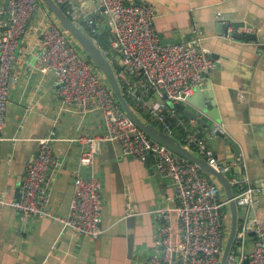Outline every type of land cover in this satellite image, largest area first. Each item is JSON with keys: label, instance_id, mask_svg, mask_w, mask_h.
Listing matches in <instances>:
<instances>
[{"label": "crops", "instance_id": "1", "mask_svg": "<svg viewBox=\"0 0 264 264\" xmlns=\"http://www.w3.org/2000/svg\"><path fill=\"white\" fill-rule=\"evenodd\" d=\"M128 1H146L154 6V28L163 44L187 40L195 34L204 37L202 44L209 49V56L213 54L210 58L215 66L204 74L202 86L197 88L199 93L195 90L190 95L193 103L185 104L202 122L178 114L190 120L196 139L212 151L218 163H227L230 170L226 175L230 180H246L235 186V192L252 186L254 193H259L256 217L263 220L264 0ZM4 2L0 0V5ZM99 6L97 0H73V8L78 12L97 8L96 17L104 32L109 31V18ZM47 13L41 9L27 24L13 65L18 80L10 90L0 139V264H178L177 256L169 263L161 259L159 211L169 209L176 228L177 201L170 180L158 173L152 157L142 163L133 155L121 156L117 141H103L94 145L92 166L79 167L82 145L77 137L101 135L106 127L99 113L83 114L74 106L66 107L54 73L38 64L39 38L50 16ZM237 21L250 24L249 33L256 34L257 39L234 38L232 32L238 30L233 27L224 35L228 23ZM6 22V15H0V32ZM76 22L87 32L81 17ZM204 98L207 112L196 106ZM213 124L224 139L213 136L214 131L209 129ZM51 132L57 137L53 150L60 160L50 179L48 209L53 217H21L8 204L20 197L39 138ZM179 135L177 130L173 136ZM225 139L231 144H225ZM232 144L240 150L237 162L232 161ZM78 174L94 175L101 181L104 231L95 239L74 234L57 219L69 213L73 180ZM221 196L224 197L222 189ZM225 215L227 236L230 218L228 213ZM254 244L255 239L246 237L243 248L238 249L240 261ZM233 248H237L236 243ZM155 259H159L158 263Z\"/></svg>", "mask_w": 264, "mask_h": 264}, {"label": "built area", "instance_id": "2", "mask_svg": "<svg viewBox=\"0 0 264 264\" xmlns=\"http://www.w3.org/2000/svg\"><path fill=\"white\" fill-rule=\"evenodd\" d=\"M55 2L72 20L81 17L87 33L96 41L103 34V25L96 17L97 8L78 12L73 8V0ZM101 6L108 15L112 31L111 38L102 49L133 109L143 112L148 122L167 134L176 135L180 130L178 139L184 146L195 149L210 165L226 174L230 168L219 165L212 151L196 139L190 120L167 104L168 101L188 104V97L202 86L203 71L214 68L209 49L202 44L204 37L195 34L187 40L163 44L154 28L155 9L151 3L101 0ZM41 9L45 13L48 11L42 0H5L0 5V15L7 17L0 32V139L10 90L18 80L13 71L18 41L26 34L29 21ZM48 15V22L39 38L38 64L54 73L55 84L66 107L74 106L83 114L95 111L106 127L101 135L77 137L82 145L79 167L92 166L96 154L94 145L103 141H117L121 156L133 155L142 163L152 157L158 173L170 180L177 201L174 209L176 228L171 211L166 208L159 211L161 259L169 263L176 255L178 264H219L226 238L227 205L221 196L220 185L196 164L149 138L121 109L102 75L69 34L60 28L51 13ZM237 30L248 34L251 28ZM56 140L54 132L39 138L37 153L23 178L21 195L8 204L21 217H53L48 205L51 200L50 179L60 165L53 150ZM244 181L231 180L234 186ZM101 188L100 179L94 175L75 176L69 213L65 218L56 217L64 228L89 239L103 234ZM254 192L252 186L236 191L234 199L237 206L251 204ZM247 220L248 213H244L235 237L237 251L243 248L249 235ZM254 236L255 244L248 253L247 264H264V219L256 220ZM234 258L230 255L226 264H235ZM158 261L155 259L156 263Z\"/></svg>", "mask_w": 264, "mask_h": 264}, {"label": "water", "instance_id": "3", "mask_svg": "<svg viewBox=\"0 0 264 264\" xmlns=\"http://www.w3.org/2000/svg\"><path fill=\"white\" fill-rule=\"evenodd\" d=\"M43 5L47 8V10L51 13V16L56 20L61 29L66 31L72 40L78 45L80 50L85 54L91 64L96 67L98 72L102 75V78L105 84L108 86L109 90L113 94L114 98L120 105L121 109L126 113V115L151 139L163 144L173 152H175L180 157L196 164L200 169L204 172L212 176L217 183L220 185L224 198L227 201L226 209L228 210V216L230 218V223L228 227L227 236L225 239V244L223 246V251L220 257L219 264H226L227 259L230 255H234L235 264H247L248 262V254L244 257L242 261H240L239 252L233 248L235 244V237L238 231L240 224L242 223V216L244 213H248L247 220V229L249 230V237L255 239L254 236V228L257 220L256 212L259 207V193H254V204L251 208L247 209L246 206L238 207L235 202V186L232 184L231 180L227 177L226 174L221 173L219 169L210 165L206 159L200 156V154L190 148H187L183 145V143L173 135L167 134L160 129H158L153 123L143 120L138 113L133 109L131 103L126 98L123 93L122 87L116 77L114 67L109 61V59L104 54L102 47L98 44V41L90 36L84 28L72 20L71 17L64 11V9L58 5L55 0H42ZM101 4V0H97V5ZM99 9L104 13V8L99 6ZM105 17L107 13L105 12ZM109 31H111V25L107 23ZM229 27H233L238 29L240 27L251 28L250 24H245L241 21L230 22L228 26L224 29V35L228 34ZM232 36L237 39H246L250 41H255L257 39V35L254 33L245 34L239 31H233ZM213 55V54H212ZM210 55V57H213ZM209 71H203V75L208 73ZM196 92L199 93V89H196ZM205 99L201 101L198 105H196L199 110L203 112L208 111V103L205 102ZM188 102L193 103V97H188ZM167 104L173 108L180 109L183 114L188 119H196L199 122H202L198 115H196L193 111H191L185 104L183 103H173L168 101ZM209 129L214 131L213 136L221 137L224 139V134L216 129V125H210ZM224 143L231 144L229 140L225 139ZM232 148L234 149V159L233 162H237L240 160V150L239 148L232 144ZM231 162V161H230ZM221 166H228L227 163H219ZM21 195V194H20ZM176 255L172 257L174 259Z\"/></svg>", "mask_w": 264, "mask_h": 264}, {"label": "trees", "instance_id": "4", "mask_svg": "<svg viewBox=\"0 0 264 264\" xmlns=\"http://www.w3.org/2000/svg\"><path fill=\"white\" fill-rule=\"evenodd\" d=\"M237 30V29H236ZM240 32V31H239ZM111 37V35H110V32L109 31H107V30H105V32L100 36V37H98V39H97V41H98V44L101 46V47H104V45H106L107 43H108V39ZM128 101L131 103V105H132V102L128 99ZM176 111H177V113L179 112V113H182V115L183 116H185L184 114H183V112L180 110V109H178V108H176L175 109ZM137 113H138V115L143 119V120H145V121H148V119H147V116L143 113V112H141V111H138L137 110ZM195 150V149H194ZM225 209H226V207H225Z\"/></svg>", "mask_w": 264, "mask_h": 264}]
</instances>
